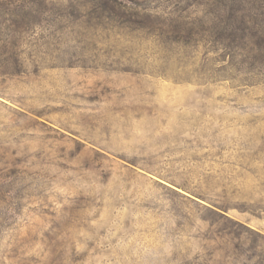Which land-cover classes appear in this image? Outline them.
Returning a JSON list of instances; mask_svg holds the SVG:
<instances>
[{
  "label": "rangeland",
  "instance_id": "rangeland-1",
  "mask_svg": "<svg viewBox=\"0 0 264 264\" xmlns=\"http://www.w3.org/2000/svg\"><path fill=\"white\" fill-rule=\"evenodd\" d=\"M240 1L0 0V264H264V0Z\"/></svg>",
  "mask_w": 264,
  "mask_h": 264
},
{
  "label": "trees",
  "instance_id": "trees-1",
  "mask_svg": "<svg viewBox=\"0 0 264 264\" xmlns=\"http://www.w3.org/2000/svg\"><path fill=\"white\" fill-rule=\"evenodd\" d=\"M239 4H242L240 0H217V2L211 4V6L212 7H216V8H219L220 7L219 9L220 10H223V11H229L228 17L226 19V22L231 23V22H234L236 20V17L235 16H236V12L240 8V5ZM227 8H228V10H227ZM221 21L222 20H219V22H221ZM242 23L244 25H246V23H244V22H242ZM244 29H246V27Z\"/></svg>",
  "mask_w": 264,
  "mask_h": 264
}]
</instances>
